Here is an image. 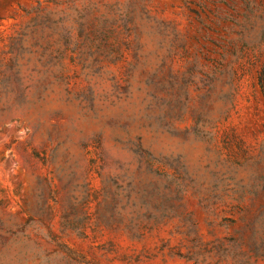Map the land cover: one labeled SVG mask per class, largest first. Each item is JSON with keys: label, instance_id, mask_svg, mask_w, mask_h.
<instances>
[{"label": "rangeland", "instance_id": "obj_1", "mask_svg": "<svg viewBox=\"0 0 264 264\" xmlns=\"http://www.w3.org/2000/svg\"><path fill=\"white\" fill-rule=\"evenodd\" d=\"M264 0H0V264H264Z\"/></svg>", "mask_w": 264, "mask_h": 264}, {"label": "trees", "instance_id": "obj_2", "mask_svg": "<svg viewBox=\"0 0 264 264\" xmlns=\"http://www.w3.org/2000/svg\"><path fill=\"white\" fill-rule=\"evenodd\" d=\"M258 82H259L261 91H262V93L264 95V73L259 74V76H258Z\"/></svg>", "mask_w": 264, "mask_h": 264}]
</instances>
